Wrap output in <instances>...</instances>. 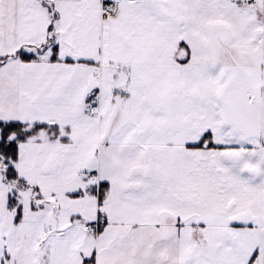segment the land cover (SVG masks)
I'll return each instance as SVG.
<instances>
[{
	"label": "snow or ice",
	"instance_id": "6c2138e0",
	"mask_svg": "<svg viewBox=\"0 0 264 264\" xmlns=\"http://www.w3.org/2000/svg\"><path fill=\"white\" fill-rule=\"evenodd\" d=\"M0 264H264V0H0Z\"/></svg>",
	"mask_w": 264,
	"mask_h": 264
}]
</instances>
